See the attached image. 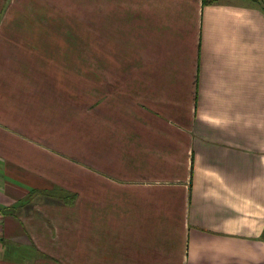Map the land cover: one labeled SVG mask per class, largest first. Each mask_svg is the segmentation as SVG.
Instances as JSON below:
<instances>
[{"label": "crops", "instance_id": "crops-1", "mask_svg": "<svg viewBox=\"0 0 264 264\" xmlns=\"http://www.w3.org/2000/svg\"><path fill=\"white\" fill-rule=\"evenodd\" d=\"M0 264H264V0H0Z\"/></svg>", "mask_w": 264, "mask_h": 264}, {"label": "rangeland", "instance_id": "rangeland-1", "mask_svg": "<svg viewBox=\"0 0 264 264\" xmlns=\"http://www.w3.org/2000/svg\"><path fill=\"white\" fill-rule=\"evenodd\" d=\"M77 2L75 1L74 23H75V25L78 24L79 26H81L80 27L81 35L84 34V36H87V35H89L92 32V31H88V28H90L92 26L91 24H93L90 21L92 19L96 18V17L95 16L93 17V16H90V15H86V13L89 14V13H91L93 11H96V4H95V6H93V4L96 3V1H91V2L90 1H87V2L86 1H82L83 5L81 6V9L77 8ZM90 6H92V7H90ZM86 11H88V12H86ZM88 23H90V24H88ZM88 25H90V26H88ZM76 33H78L80 35L79 32H76ZM91 50H96V49H91Z\"/></svg>", "mask_w": 264, "mask_h": 264}]
</instances>
